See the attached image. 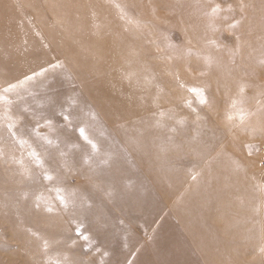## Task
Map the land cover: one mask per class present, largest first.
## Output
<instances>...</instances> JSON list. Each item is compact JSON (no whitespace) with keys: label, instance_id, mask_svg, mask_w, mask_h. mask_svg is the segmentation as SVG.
I'll use <instances>...</instances> for the list:
<instances>
[{"label":"rangeland","instance_id":"1","mask_svg":"<svg viewBox=\"0 0 264 264\" xmlns=\"http://www.w3.org/2000/svg\"><path fill=\"white\" fill-rule=\"evenodd\" d=\"M170 2L177 4L171 9ZM179 2L90 0L83 13L89 18L96 9L106 12L120 4L122 16L134 14L124 32L142 36L155 48L143 52L141 62L161 69L152 79L156 88L146 97L159 100V114L165 122L157 146L163 150L174 146L166 165L179 171L174 174L170 167V179L185 174L181 191L201 188L195 192L216 194L214 185L199 187L194 181L210 164L232 163V169L226 168L218 176L237 194V203L216 210L212 224L227 231L196 236V226L188 233L181 226L185 212L173 211L179 197L165 202L166 209L160 212L162 206L157 203V208L147 209L131 193H121L129 181L133 188L139 183L152 185L157 166L146 158L155 154L146 150L141 158L127 156L108 166L100 163L108 154L120 155L127 138L104 148L92 146L90 142L104 138L106 132L82 126L83 116L65 99L71 85L54 75L56 68L49 80H36L38 74L49 73L65 60L55 58L10 83H0L3 96L4 89L31 77L27 95L0 100V209L5 212H0V264H96L104 260L116 264H264V0H185L191 6L188 14L177 6ZM24 3L50 15L46 0ZM24 13L26 23L37 22ZM108 19L101 17L102 24L96 26L108 27ZM50 51L48 58H52ZM208 55L211 61L204 69L198 62ZM133 66L130 63L125 68ZM141 76L152 75L144 71ZM6 79L0 74V80ZM41 83L46 85H38ZM110 85L115 88L118 82ZM104 97L108 106L95 109L114 116L118 96ZM86 107L94 112L93 107ZM119 107L131 109L133 105L121 103ZM125 117L115 124L128 126L134 120ZM11 161L27 163L17 170ZM121 169L123 178H109V171ZM191 170L195 173L187 174ZM93 172L100 177L89 178ZM118 182L122 188H111L119 187ZM58 213L67 214L59 233H45L52 230ZM34 215L43 218L31 222L29 217ZM14 222L21 225L20 231L13 228ZM202 240L215 246L219 240H228V248L234 252L209 258L200 246Z\"/></svg>","mask_w":264,"mask_h":264},{"label":"bare ground","instance_id":"2","mask_svg":"<svg viewBox=\"0 0 264 264\" xmlns=\"http://www.w3.org/2000/svg\"><path fill=\"white\" fill-rule=\"evenodd\" d=\"M46 1L50 6V8L48 7L50 15L47 16L43 13H38L34 5L25 4L26 0H0V62L4 63L0 64V74L7 77L6 80H0V83H10L40 65V68H42V65L46 66V62L50 59L56 58L55 60H57V58H64L65 60L62 63H58L49 73L38 74L36 80L39 83L41 82L40 80H49L51 78L50 73H54L56 68L54 75L66 84L71 85V89L67 91L68 94L65 99L69 101L70 104L68 106L70 108H74L78 111V114L83 116L80 117L82 119V126L86 130H103L106 132L104 138L99 137L95 141L90 142L92 146L104 148L107 144H115L114 142L117 139L123 138V136L127 138L126 142L123 141L126 149H122L123 152L120 155L108 154L100 160V163L108 166L110 162L125 160L124 158L127 156L129 158L133 156L141 158V154L146 150H151L155 154L154 157L146 158L152 165L157 166L153 168L154 171L152 172L151 179H154V182L152 185L148 184L143 187L139 183L137 188H133L132 185L134 183L129 181L130 185L126 184L123 188L119 182V187L114 185L111 188H122L121 193L123 194L127 192L131 193V195H134L133 200L136 203H144L147 209L157 208V203L159 206H162L160 212L165 211L167 205L165 202H168L172 197H179L176 200L177 202L173 211L176 214L182 215L185 212L186 217L181 226L184 229L186 228L185 230L188 233H192V228L199 226L197 229H193L196 236L197 234H215L227 231L226 228L214 227L212 224L216 216H213V213H216V210L218 212L221 211L223 206H227V203H237V194L234 196L224 179L218 176L226 168L232 169L233 164L231 163L228 166L226 162L223 163L222 161L210 164V167L208 165L204 170L203 175L201 176V173L196 178L197 181H194L193 184L195 186L199 185V187L201 185H204V187L214 185L218 189L216 194L208 193L207 191L202 193V190L195 192L201 188H197L193 192L181 191L180 185H183L186 180L185 174L173 180L170 179L169 175L172 172L170 167L173 168L174 174H177L179 171L174 166L166 165L168 164L166 163V158L170 157L174 146L170 145L166 150L157 146L156 140L160 132L166 130L164 127L165 122L159 114L158 108L161 107L158 102L159 100L156 98L149 100L146 97L149 92H152L156 88V83L154 84L152 79H154L157 73H161V69L152 64L148 65L141 62L143 52L148 53L150 52L149 49H153V47L148 46L146 44L147 41L141 39L142 36L136 35L134 32H124V28L131 25L134 14L130 13L129 15L131 16L127 17L122 16L121 10L118 11V8H121L122 5L118 4L115 9L109 8L106 12L96 9L89 13V18H87L83 10L87 7L90 0ZM120 1L121 3L124 1L127 4L131 2V0ZM143 1L133 0L134 3ZM184 1L180 0L177 6L181 8L183 13L188 14L191 6L183 3ZM176 4L177 2H170L172 6L170 8L172 9ZM161 9L164 10L163 8ZM24 11L28 12L29 16L35 18L37 22L31 25L26 23ZM103 16L109 17L108 22H106L108 27H97V24H102L100 18ZM80 32L88 34L81 35L82 33ZM49 43H52L54 47L50 48ZM49 51L52 52V55H50L52 58H48ZM210 61V56L208 55L202 57L198 64L200 66L203 65L204 69H206ZM130 63H134V66L126 69L125 67L130 65ZM144 71H149L152 76L142 77L141 73ZM35 77L33 78L34 80ZM27 80H21L22 82L16 84L13 89L3 93V96L0 95V100L3 98L12 100L21 93L27 95L29 93L28 84L31 81L30 79ZM114 80L118 82L115 88L110 85ZM19 85L22 86L19 87ZM38 85L45 86L46 84L41 83ZM254 90L258 92L259 88H254ZM106 94H115L119 98V105L115 106L113 104L114 116L107 113L101 114V111L95 109H103V107L108 106L109 101L104 97ZM121 103H130L133 107L122 110L119 107ZM22 104V102L19 103V105ZM86 106L93 107L94 112L89 111V108L87 109ZM125 116L133 118V122H130L128 126L115 124L118 118ZM111 124H114V126ZM105 125L109 126L110 130L109 127L107 130ZM136 141L139 142L138 146L134 143ZM5 149V147L2 148V150ZM143 162L146 163L145 160ZM10 163H13L16 169L19 170V165L22 166L27 162L11 161ZM125 168L126 166L123 169L125 170ZM123 169L109 171V175L111 174L109 178H123L121 177ZM198 169L199 167L195 172ZM193 172L191 170L187 174ZM16 175L19 174L16 173ZM89 175L91 179L100 177V174L96 172ZM179 194L181 196H178ZM28 207L31 210L34 207V203L29 204ZM46 208L50 210L49 206H46ZM233 210L228 212H232ZM0 212L5 213L1 209ZM8 214L12 215L11 212H8ZM65 216L67 214L62 216L58 213L53 221L54 226L52 230L45 233H59L58 228L65 222ZM220 216V214H217L218 219ZM41 218H43V215L29 217L31 222H35V219ZM13 228L18 232L21 230V225L14 222ZM40 233L43 234V232ZM228 240L231 241L233 239L229 238ZM228 240H219L216 246L204 240H202L203 243H199L209 258L213 254L216 257L221 255L231 256L234 251L228 248ZM61 256L68 257L65 252H61ZM96 264L116 263L113 260H104Z\"/></svg>","mask_w":264,"mask_h":264},{"label":"snow or ice","instance_id":"3","mask_svg":"<svg viewBox=\"0 0 264 264\" xmlns=\"http://www.w3.org/2000/svg\"><path fill=\"white\" fill-rule=\"evenodd\" d=\"M40 74H42V72H41ZM27 79H31V77H28ZM13 87H15V85H10L9 88L4 89V91L7 92V91L11 90V88H13ZM193 91H195V90H193ZM80 133H81V135L83 136V135H84V130L81 129V130H80ZM85 139H87V137H85ZM48 178L51 179V177H48Z\"/></svg>","mask_w":264,"mask_h":264}]
</instances>
